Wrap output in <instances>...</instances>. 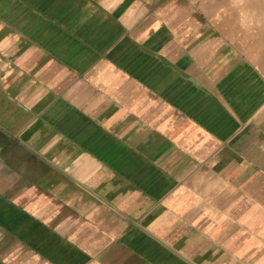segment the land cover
<instances>
[{
  "label": "crops",
  "instance_id": "obj_1",
  "mask_svg": "<svg viewBox=\"0 0 264 264\" xmlns=\"http://www.w3.org/2000/svg\"><path fill=\"white\" fill-rule=\"evenodd\" d=\"M0 264H264V0H0Z\"/></svg>",
  "mask_w": 264,
  "mask_h": 264
}]
</instances>
